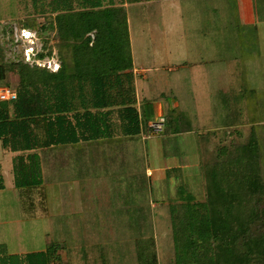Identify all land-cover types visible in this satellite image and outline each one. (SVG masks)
<instances>
[{
	"label": "rangeland",
	"instance_id": "374dc122",
	"mask_svg": "<svg viewBox=\"0 0 264 264\" xmlns=\"http://www.w3.org/2000/svg\"><path fill=\"white\" fill-rule=\"evenodd\" d=\"M175 3L180 12L172 10L170 1L162 7L155 3L147 13L146 4L130 9L137 106L162 100L164 106L153 119L165 115L172 125L169 133L168 123L163 133L145 131L129 152L122 145L114 147L121 142L105 143L110 157L104 154L100 168L93 155L84 160L78 155L66 157L79 145L43 148L38 175L42 183L26 187L16 186L13 169L9 163L5 166L2 154L12 157L13 152L2 149L0 140L5 184L0 191L4 243L0 253H19L13 255L14 264L28 252L45 251L51 242L60 247V264H139L138 242L149 245L151 252L150 239L155 241L159 264H176L171 206L184 202L179 189L204 201V166L253 136L260 144L264 182V0H243V6L239 0ZM37 10L34 0H0V45L10 63L57 71L60 35L54 36L55 25L45 27L54 19L37 15ZM150 17L157 26L154 30L148 27ZM162 24L171 28L170 33L161 35ZM24 27L38 30L39 36ZM49 50L52 55L36 59L39 51ZM63 52L68 53L66 48ZM11 73L10 87L19 89L21 76L13 69ZM124 136L119 130L116 140ZM155 140L161 143L151 151ZM186 157L181 170L161 171L171 158ZM147 168L162 174L150 177ZM94 171L98 178L85 176ZM4 262L0 256V264Z\"/></svg>",
	"mask_w": 264,
	"mask_h": 264
},
{
	"label": "trees",
	"instance_id": "16d2710c",
	"mask_svg": "<svg viewBox=\"0 0 264 264\" xmlns=\"http://www.w3.org/2000/svg\"><path fill=\"white\" fill-rule=\"evenodd\" d=\"M34 2L36 13L56 14L55 18L48 16L55 24L50 20L48 24L55 25L65 43L59 47L61 65L57 71L25 62L10 63L0 45V82L11 69L21 76L17 99L0 100V140L5 149L20 153L13 161L18 187L42 183L38 151L43 148L110 141L119 130L125 137H138L149 132L151 122L137 106L125 8L114 5L113 0ZM47 55H52V50L38 53L37 58ZM220 155L203 168L206 199L195 201L192 193L179 189L184 202L171 206L176 264H264L259 141L253 136L245 145ZM148 242L151 252L147 251L149 245L138 242L139 264H159L155 241ZM59 250L51 242L45 251L27 253L19 263L60 264ZM12 258L5 257L4 264H14Z\"/></svg>",
	"mask_w": 264,
	"mask_h": 264
},
{
	"label": "crops",
	"instance_id": "0c3cea01",
	"mask_svg": "<svg viewBox=\"0 0 264 264\" xmlns=\"http://www.w3.org/2000/svg\"><path fill=\"white\" fill-rule=\"evenodd\" d=\"M114 2H115V4L114 5H116V6H122V7H124L125 8V12H126V14H127V21H128V25H129V32H130V42H131V50H132V56H133V62H134V66H135V52H134V36H133V28H132V19H131V13H130V9H131V7L132 6H134V5H138V4H146V6H149V8L145 11L146 13L149 11V10H151V9H153L155 6L154 5H157V4H159L160 5V7H162V5L163 4H169V1L171 2V5H172V10H178L179 12H180V10H182V9H176L178 6H176V1L177 0H142V1H139V2H127V0H113ZM155 3H157V4H155ZM239 3L242 5V3H243V0H239ZM243 6V5H242ZM158 7V6H157ZM159 7V8H160ZM179 8V7H178ZM242 9V7L240 8V13H241V15H243V13L245 12V10H244V12H243V10H241ZM160 10H161V8H160ZM182 12V11H181ZM37 15H40V14H38V13H36ZM47 15H50V16H52L53 18H55V16H56V14H47ZM46 15V16H47ZM241 15H240V17H241ZM148 19V18H147ZM152 21V17H150V19H149V22H148V27L150 28V30H154L155 28H157V26H153V23L151 22ZM177 21L178 22H183V21H181L180 20V18L178 19L177 18ZM45 27H47L49 24H48V22L47 23H45ZM24 28H26V29H28V30H30L31 32H36V34H37V36H39V34H38V30H36V29H32V28H29V27H24ZM27 30V31H28ZM54 31V36L56 37L58 34H59V32H58V29L57 28H55V30H53ZM170 31H171V28L170 27H168L166 24H162L161 26H160V33H162L161 35H163V33H170ZM91 36L92 37H94V33H91ZM32 37H33V35H32ZM40 38V37H39ZM165 38H167V36H163L162 37V39H165ZM33 40V39H32ZM60 40L61 39H59V40H57V38H56V42H60ZM63 41H61V43H62ZM164 42H166L165 40H164ZM36 43V42H35ZM54 43V41L52 40V43L51 44H53ZM61 43H59L60 44V46H61ZM64 43H65V41H64ZM63 43V44H64ZM33 43H32V46H30V47H33ZM38 53H42V51L40 52H38ZM37 53V54H38ZM53 57V56H52ZM37 60H44V59H46V58H43V59H38V58H36ZM52 59H55L54 57L52 58ZM52 59H50V58H48V60H52ZM194 62H196V63H200L201 61H199V60H195ZM58 70V69H57ZM136 74V73H135ZM14 76H13V74L11 73V74H9V75H7V78L5 79V80H3V81H1V82H8V83H6L4 86H11V84H9V83H11V81H13L12 79H14L13 78ZM177 77H182V75L181 76H177ZM137 79V78H136ZM15 81V80H14ZM138 86V85H137ZM136 86V87H137ZM163 103V101L162 100H160L159 102H157V105H156V103L153 105V103H150V102H145V101H143V106H141V107H139V109H140V111H141V113L142 114H144V118H146V120H147V118H148V121L150 122V121H154V120H157V119H153V118H155L156 116H154L153 117V115L155 114V112H157V113H159L160 114V110H161V107H163L164 105L162 104ZM163 105V106H162ZM169 106V105H168ZM166 111H167V109H166ZM156 115V114H155ZM161 115H159L158 117H160ZM163 116H165V115H163ZM170 127H172V125L169 123L168 125H167V128H166V130H165V132L166 133H169L170 132V130L168 129V128H170ZM120 139H118V140H116L117 139V137H115V138H113V139H111L110 141H81L80 143H78V144H74V145H79V149H74V151H70L69 152V154H66V157H67V155L68 156H74V157H76L77 158V155L78 156H81L82 157V160H84V156H87V158H89V156H91V155H93L94 157H95V159H96V161H97V163H98V166H99V168H100V164H101V162H103V160H102V158H103V156H104V154H107V156H109L110 157V155L107 153V147H108V145H105V143H109V144H115V143H117L116 141H118V142H121V143H117L114 147H116V149H117V147L119 146V145H122V150H125L126 152H129V150L131 149L132 150V146H131V143H133L134 142V139L136 138V137H130V139H129V137H119ZM2 142V141H1ZM159 143H161V141H153V142H151L150 143V149H151V151H156V149H157V144H159ZM71 145H73V144H69V146H71ZM62 146H65V145H62ZM1 147H2V149H4V150H7V149H5L4 147H3V145H2V143H1ZM54 147H57V146H51V147H47V149H49L50 151H52V148H54ZM75 148H78V147H75ZM7 151H10V150H7ZM13 152V151H12ZM38 152H40V151H38ZM73 153H74V155H73ZM93 153V154H92ZM3 155H4V157H3V160H4V164H5V166H8V163H9V165H11V167H12V169H13V159L17 156V155H19L20 153L19 152H13V155H12V157H13V159H11L12 157H9L8 155H6V153L3 151V153H2ZM155 154V153H154ZM160 154V153H159ZM41 155V154H40ZM65 155V154H64ZM51 158V157H50ZM56 158V157H55ZM6 159V160H5ZM187 161V157L184 159V160H177V159H173V158H171V160L169 161V162H167V163H164V166H162L161 167V171H167V170H171V169H177V170H181L182 169V166H184ZM3 165V163L2 162H0V175L2 176V173H3V170H1V167H3L2 166ZM93 167V166H92ZM94 169H96V170H98V168H96V167H93ZM155 169V168H154ZM153 168H147V172H148V176H150V177H154V176H158V175H160V174H162L161 172H159L157 175H156V173H155V170H154ZM91 171V170H90ZM170 174V171L169 172H167L166 173V176L168 177V175ZM87 175H89V176H91V178H93V179H96V178H98L96 175H97V173H95V171H94V173H92V172H90V173H85V176H87ZM165 179V178H164ZM170 179H172V178H170ZM93 186V185H92ZM95 186H97L96 184H95ZM4 189V188H3ZM3 189H0V191H2ZM0 225H2V222H0ZM1 234V233H0ZM1 237H2V235H0V239H1ZM2 240V239H1ZM4 245V243L3 242H0V248L2 247H4L3 246ZM7 250V249H6ZM7 253H5V252H2L1 251V253H0V256H2V257H10V256H12V255H14V254H19V253H11V252H9V251H6ZM28 253H30V252H28Z\"/></svg>",
	"mask_w": 264,
	"mask_h": 264
},
{
	"label": "built area",
	"instance_id": "2783aa9c",
	"mask_svg": "<svg viewBox=\"0 0 264 264\" xmlns=\"http://www.w3.org/2000/svg\"><path fill=\"white\" fill-rule=\"evenodd\" d=\"M32 52L30 53V55L33 54V55L36 56V54L32 53ZM30 55H29V58H30ZM31 57H32V55H31ZM17 97H18L17 89H13L10 86L0 85V100L1 101L16 100ZM165 126H166V117L165 116H161L159 119L151 121L149 123L150 133L151 132L152 133L153 132L154 133H162L164 131V129H165Z\"/></svg>",
	"mask_w": 264,
	"mask_h": 264
},
{
	"label": "bare ground",
	"instance_id": "6f19581e",
	"mask_svg": "<svg viewBox=\"0 0 264 264\" xmlns=\"http://www.w3.org/2000/svg\"><path fill=\"white\" fill-rule=\"evenodd\" d=\"M28 32V31H27ZM28 37H31V35L29 34Z\"/></svg>",
	"mask_w": 264,
	"mask_h": 264
}]
</instances>
